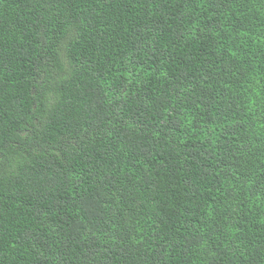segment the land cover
I'll list each match as a JSON object with an SVG mask.
<instances>
[{"label": "trees", "instance_id": "1", "mask_svg": "<svg viewBox=\"0 0 264 264\" xmlns=\"http://www.w3.org/2000/svg\"><path fill=\"white\" fill-rule=\"evenodd\" d=\"M0 264H264V0H0Z\"/></svg>", "mask_w": 264, "mask_h": 264}]
</instances>
